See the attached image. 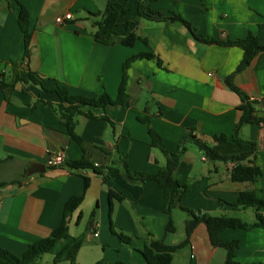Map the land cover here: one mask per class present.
<instances>
[{"label":"crops","instance_id":"1","mask_svg":"<svg viewBox=\"0 0 264 264\" xmlns=\"http://www.w3.org/2000/svg\"><path fill=\"white\" fill-rule=\"evenodd\" d=\"M106 1L0 0V75L9 79L14 64L20 79L27 80L32 72L43 84L20 81L10 94L0 91V248L20 257L28 245L49 237L61 223L70 197L83 195L68 218L67 239L43 255L39 264H53L54 255L77 237L83 242L74 264H145L141 255L145 245L181 243L187 216L177 207L167 214L173 186L163 187L165 179L159 184L135 176L154 175L166 164L163 153L151 145L148 126L169 153L176 152L188 133L220 155L246 152L247 146L232 141L242 101L226 86V77L256 103L254 116L263 120L238 131L240 139L254 144L250 159L261 176L253 182H234L228 162L209 160L187 141L171 178L186 188L180 205L195 214L238 217L247 223L255 221L256 212L264 216V206L258 211L233 206L243 191L264 202V102L257 101L264 97V52L236 71L241 48L198 42L179 22L146 20L135 9L118 21L115 43L103 45L95 42L93 33ZM136 1L127 0V6ZM17 2L29 16L26 60ZM150 8L179 15L203 38L234 41L250 32L264 46V0H157ZM67 12L71 19L57 24L56 17ZM129 32L146 44L136 40L130 47L122 45ZM139 53H151L153 58L135 59L127 68L130 105L91 108L95 119L75 118L81 143L69 139L55 109L59 99L54 88L82 97L106 93L115 99L123 63ZM219 136L224 141L214 140ZM58 152L64 163L48 167V157ZM81 159L96 164L99 174L64 165ZM32 163L42 164L44 172L27 175ZM83 176L89 177L84 193ZM109 190L121 197L112 200L111 210ZM168 217L173 233L165 230ZM109 222L117 234L130 238L129 244L111 233ZM218 237L237 242L235 264H264V227L226 229ZM225 258L226 251L211 245L205 225L199 223L188 243L173 253L171 264H223Z\"/></svg>","mask_w":264,"mask_h":264},{"label":"trees","instance_id":"2","mask_svg":"<svg viewBox=\"0 0 264 264\" xmlns=\"http://www.w3.org/2000/svg\"><path fill=\"white\" fill-rule=\"evenodd\" d=\"M157 0H137L134 5L127 6V0L122 3H118L115 0H107L104 11L100 17V20L94 23L95 31L93 33V39L95 42L101 43L103 45H111L115 43V37L117 33L115 28L121 16L135 9L137 14L146 20L150 21H170L179 22L191 35L193 39L198 42L205 44H217L221 46H236L242 49L243 57L238 65L236 71L247 66L253 57L259 53L264 52V46L259 44L257 35L251 34L250 32L243 39H238L234 41L221 40L214 41L212 39H206L200 36L191 25L182 19L179 15L171 13L169 15H163L160 12L150 8V4ZM17 23L20 31L23 34V44H24V58L25 60L29 57L30 50V33L28 31L29 16L26 8L19 2ZM136 40H141L146 44V40L137 37L134 33L129 32L120 43L124 46L130 47ZM146 58L152 59L153 55L151 53H139L137 55L131 56L122 65L121 80L118 86L117 95L115 99H111L108 94L103 93L100 95H94L93 97H82L76 95H70L66 89L62 87H55L54 92L56 93L59 103L56 105L55 109L59 117V121L64 125L65 133L67 137L76 143H81V139L75 133V118L77 116H84L86 118L95 119L96 117L91 113V108H104L107 105H121L129 106V96L126 93V81H127V68L129 64L135 59ZM12 73L9 79H5L0 75V91L5 94H10L17 82L25 81L31 82L35 85L43 87L42 81L39 77L34 76L32 72H28L27 80L20 79L18 75L17 66L12 64ZM226 86L235 92L241 98L242 105L240 106L241 115L238 123L234 129L232 135V141L239 147L247 146L248 150L239 155H220L208 147L205 143L195 139L190 133L187 134L180 142L176 152H167L162 145L160 137L148 126V134L151 140V145L157 147L165 156L166 164L154 175H143L137 174L139 179L150 178L155 180L160 184L161 179H165L163 187L168 185L173 186V190L170 194V200L168 204V212L174 207H177L185 212L187 218L184 221V232L185 239L177 245H166L162 241H154L145 245L142 249L141 255L145 264H171L173 259V253L182 248L188 243V239L193 229L197 224L202 223L207 229L209 236V241L213 247L223 248L226 251V258L223 264H235L234 249L237 247L236 241L224 242L219 239L218 235L221 231L226 229H250L254 227H264V216H261L258 212L255 214V221L253 223H247L242 221L238 217H230L226 215L211 216L208 214H195L194 211L185 208L180 205V199L186 192L184 186H180L177 182L173 181L171 178V173L175 169L179 156L185 150V142L190 141L199 150H201L209 160H217L222 162H233V166L230 171V179L234 182H253L255 179L261 176V169L256 166L250 159L253 155L254 144L249 141H244L239 138L238 131L239 128L246 124H260L263 122L262 119L254 116L255 112V102L249 101L232 83L230 77L225 78ZM109 121L107 118L105 119ZM148 125V124H147ZM224 137H214L217 142L224 141ZM71 169H92L94 173L99 174L97 169L89 164L84 159L65 162ZM89 187V177L83 176V193ZM83 200V195L72 196L64 204L63 208V218L61 223L54 228L49 237L36 240L32 244L28 245L26 250L20 257H17L7 250L0 248V264H39L38 260L45 254L51 253L55 246L61 241L68 237V218L71 213L74 212ZM112 200H121L113 191H108V201L109 210H111ZM233 206L241 207L243 209L253 208L258 211L264 206V202L260 199H256L251 191L240 192L236 202ZM110 223V231L112 234L116 235L117 238L124 244H129L130 238L122 233L117 234L113 230L112 222ZM167 233H173L175 228L172 225L170 217L165 228ZM83 237L74 238L72 241L64 245L53 258V264H59L60 262L67 261L70 264H74L76 254L80 246L82 245ZM97 264H102V262H97ZM114 264H127L122 261L115 262Z\"/></svg>","mask_w":264,"mask_h":264},{"label":"built area","instance_id":"3","mask_svg":"<svg viewBox=\"0 0 264 264\" xmlns=\"http://www.w3.org/2000/svg\"><path fill=\"white\" fill-rule=\"evenodd\" d=\"M71 19V15L69 12L65 13L62 16L56 17L55 21L57 24H62L63 21ZM258 102H264V97H261L260 99L257 100ZM64 163V155L62 152L54 153L50 155L46 161V165L48 167H57L60 166ZM230 166H233V162H229ZM94 166H97L94 164ZM96 236V234H94Z\"/></svg>","mask_w":264,"mask_h":264},{"label":"water","instance_id":"4","mask_svg":"<svg viewBox=\"0 0 264 264\" xmlns=\"http://www.w3.org/2000/svg\"><path fill=\"white\" fill-rule=\"evenodd\" d=\"M44 132L47 134L48 138L50 139L52 138L51 135L48 133L47 129L44 128ZM43 172H44L43 165L38 163H32L26 171L27 175H32L35 173H43Z\"/></svg>","mask_w":264,"mask_h":264}]
</instances>
